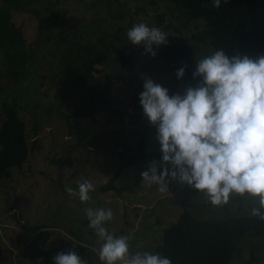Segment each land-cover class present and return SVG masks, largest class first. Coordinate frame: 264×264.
Returning a JSON list of instances; mask_svg holds the SVG:
<instances>
[{"label": "rangeland", "instance_id": "obj_1", "mask_svg": "<svg viewBox=\"0 0 264 264\" xmlns=\"http://www.w3.org/2000/svg\"><path fill=\"white\" fill-rule=\"evenodd\" d=\"M12 20L28 43L37 39L40 47L19 80L7 75L0 51V122L2 99L14 100L29 141L27 160L0 176V264H33L21 254L31 243L56 253L75 251L87 264H101L102 242L88 227L86 208L112 210L113 218L104 226L114 237L128 238L131 254L153 250L163 229L184 209L197 220L252 216L259 198L248 194H233L226 205L214 207L202 192L175 180L169 179L165 191L149 186L141 173L150 161L118 170L117 191L99 190L117 171L119 156L134 152L140 136L146 138L145 152L160 150L156 128L139 103L142 77L167 88L170 95H182L200 79L176 84L170 62L139 51L144 45L129 43L127 31L143 22L167 36H185L195 43L199 61L213 52L193 38L202 31V22L185 25L168 0H22L12 10ZM63 42L68 47L72 42L96 43L107 53L93 78L75 77L70 62L62 61ZM124 49L133 54L131 63L120 59ZM85 180L95 190L82 203L65 189L78 191ZM227 264H264V235H242Z\"/></svg>", "mask_w": 264, "mask_h": 264}, {"label": "clouds", "instance_id": "obj_2", "mask_svg": "<svg viewBox=\"0 0 264 264\" xmlns=\"http://www.w3.org/2000/svg\"><path fill=\"white\" fill-rule=\"evenodd\" d=\"M219 8L221 0H211ZM129 43L152 46L167 44V34L141 22L126 33ZM184 68L177 72V79ZM195 87L183 94L169 90L149 77H142L139 103L149 124L156 128L161 159L152 160L141 173L149 186L168 190L169 179L202 192L214 207L226 205L231 196L259 198L251 215L264 221V54L256 57L226 54L223 48L195 62ZM170 165L171 167H166ZM94 185L85 180L78 191L66 188L80 202L90 199ZM88 227L99 238L101 264H172L170 258L148 251L131 254L128 238L114 237L105 228L113 218L111 209H85ZM42 259V258H41ZM53 264H87L75 251L57 253Z\"/></svg>", "mask_w": 264, "mask_h": 264}, {"label": "trees", "instance_id": "obj_3", "mask_svg": "<svg viewBox=\"0 0 264 264\" xmlns=\"http://www.w3.org/2000/svg\"><path fill=\"white\" fill-rule=\"evenodd\" d=\"M21 1L3 0L0 4L2 63L7 75L13 80L26 76V70L34 63L36 51L40 47L37 39L33 44L28 43L23 38L21 28L12 20V10H16ZM168 1L181 12L185 25L192 21L203 23L202 31L193 35V38L199 43L210 45L213 52L223 48L229 55L239 53L256 57L264 54V0H221L219 8H214L211 0ZM162 18V13H159V22H162ZM42 28V24H39V29ZM65 44L62 61L70 62L69 69L80 80L93 78L98 71L97 65L107 58V53L97 49L96 43L72 42L70 47L67 46L69 42ZM152 48L156 52L155 57L170 62L172 79L176 84L192 81L197 62L195 43L185 36L172 34L167 36L166 45H153ZM138 50L151 56L142 45ZM132 57L128 49L120 52L123 62L131 63ZM181 67L184 68V75L177 79L176 72ZM17 110L14 100L2 99L0 176L12 167L22 166L29 156L26 124L18 116ZM145 139V135L140 136L131 155L119 156L117 171L107 183L99 187L100 191L118 190L114 181L122 167L161 158L160 150L145 152ZM246 233L264 235V221L254 216L197 220L189 209H184L177 221L163 229L161 241L150 253L166 256L172 264H227L236 243ZM21 254L33 264H53L52 258L57 253L31 243L22 248Z\"/></svg>", "mask_w": 264, "mask_h": 264}]
</instances>
